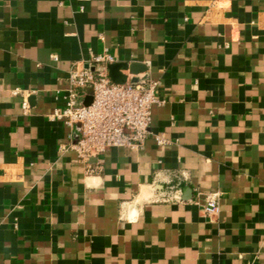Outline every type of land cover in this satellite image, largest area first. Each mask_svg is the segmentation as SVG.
I'll return each instance as SVG.
<instances>
[{"label": "crops", "instance_id": "obj_1", "mask_svg": "<svg viewBox=\"0 0 264 264\" xmlns=\"http://www.w3.org/2000/svg\"><path fill=\"white\" fill-rule=\"evenodd\" d=\"M104 52L160 103L88 174L48 118ZM0 264H264V0H0Z\"/></svg>", "mask_w": 264, "mask_h": 264}, {"label": "built area", "instance_id": "obj_2", "mask_svg": "<svg viewBox=\"0 0 264 264\" xmlns=\"http://www.w3.org/2000/svg\"><path fill=\"white\" fill-rule=\"evenodd\" d=\"M54 61L57 60L52 55ZM114 58L107 54H92L85 63H77L71 69L64 95V105L55 109L49 120L60 121L67 128H77V139L60 150L73 151L77 159L83 162L91 174L100 169L89 164L91 158H97L108 149L122 148L130 151L141 149L148 138L151 124V110L160 103L154 93L155 85L145 80L137 83L126 81L123 85L114 84L107 66ZM91 89V102H80L86 91ZM26 113L29 104L25 98L21 104ZM158 146L166 144L163 134L155 136ZM180 190L161 198L163 202H180ZM204 212L215 216L219 212L217 195L211 193L205 198Z\"/></svg>", "mask_w": 264, "mask_h": 264}, {"label": "water", "instance_id": "obj_3", "mask_svg": "<svg viewBox=\"0 0 264 264\" xmlns=\"http://www.w3.org/2000/svg\"><path fill=\"white\" fill-rule=\"evenodd\" d=\"M107 70H108V76H109L110 80L114 84H118V85H123L127 81V77L122 75L120 73V71L128 70L129 74H131V75H137V74L143 72V70L137 64H133L130 66L122 65V64H110L107 66ZM137 81L138 80H132L131 82L137 83ZM87 92H88L89 96H88L87 100L85 101L84 105H88L91 102L92 91H91V89H88Z\"/></svg>", "mask_w": 264, "mask_h": 264}]
</instances>
